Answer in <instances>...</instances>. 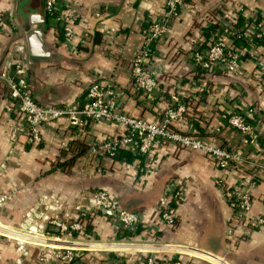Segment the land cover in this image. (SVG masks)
<instances>
[{"label": "crops", "instance_id": "1", "mask_svg": "<svg viewBox=\"0 0 264 264\" xmlns=\"http://www.w3.org/2000/svg\"><path fill=\"white\" fill-rule=\"evenodd\" d=\"M165 2L62 0L74 18L69 47L51 27L45 0H25L26 13L44 24L30 25L27 32L28 17H16L18 0H0V73L14 47L23 46L32 59L31 93L42 107L82 108L96 82L123 90L119 113L153 124L182 103L187 111L173 126L176 133L240 153L248 163L241 170H225L204 153L170 142H159L148 156L126 150L132 162L91 156V146L126 132L107 121L78 128L61 119L43 126L42 142L34 144L0 81V196L10 195L0 205V264H41V250L33 240L47 236L55 218L74 222L79 207L87 216L90 240L66 243L76 251L73 264H145L147 257L181 264H214L218 259L225 264H264V233L236 221V209L217 185L256 180V186L249 187L250 220L264 218V45L254 43L247 28L264 23V0H184L167 35L151 47L150 64L159 87L148 101L130 84L131 63L145 44V32L162 19ZM38 30L47 58L29 53L27 37ZM218 40L246 53L238 74L211 73L195 64L194 54ZM235 115L255 126L257 141L246 144L226 124ZM172 185L183 198L175 205L176 222L169 228L159 213ZM98 191L139 216L138 233H130L136 236L119 239L126 232L94 208L91 195ZM93 242L102 247L75 246Z\"/></svg>", "mask_w": 264, "mask_h": 264}, {"label": "built area", "instance_id": "2", "mask_svg": "<svg viewBox=\"0 0 264 264\" xmlns=\"http://www.w3.org/2000/svg\"><path fill=\"white\" fill-rule=\"evenodd\" d=\"M184 0H166L162 19L145 32V44L136 53L131 63V86L134 91L152 101L159 83L151 68V47L162 40L169 32L171 23L179 17V11ZM45 11L49 18L51 27L62 34L66 46L72 47L74 33L71 24L73 15L64 10L62 0H45ZM14 18V17H13ZM251 40L254 43L264 45V23H255L247 26ZM246 53L243 51L230 50L223 40H218L205 50L197 51L194 54V62L202 70L225 75L238 74L241 71L243 58ZM32 66V59L26 56V48L15 46L9 59L0 73V81L4 84L7 95L15 104L16 110L24 117V132L30 138V142L40 144L42 142L41 129L52 122L66 119L72 127H83L87 122L101 124L111 122L126 130L123 135L117 136L95 144L89 148L91 156L102 154L111 160L116 158L121 150H131L140 156H148L159 142H170L188 151L202 152L209 156L222 169L241 170L248 162L242 154L227 149L208 145L200 140L176 133L172 127L181 123L186 115V107L182 103L169 108L162 116L159 124H153L136 117L125 116L118 111L120 100L124 95L121 88L114 84L96 82L87 91L86 105L51 106L42 107L37 104L31 93L29 85V68ZM226 124L233 130L239 132L248 141H257L255 126L250 124L242 115L230 116ZM217 185L223 188L232 206L236 209V221L248 223L255 229L264 233V218L250 220L253 203L249 192L250 188L256 186V180L245 181L234 186H224L222 181ZM250 187V188H249ZM94 208L98 211H109L110 217L118 226L119 230L127 233H136L141 226L137 214L121 209L111 200L109 195L103 191L94 192L92 195ZM183 198L182 191L172 185L166 192L160 205V221L166 227L172 228L176 222L175 205ZM10 195L0 196V205L5 204ZM78 219L74 222L55 218L49 222V226L56 234H47L42 238L33 240L41 250V264H72L75 260L74 249L68 247H54L49 243H42L41 239L47 241H58L60 243L78 242V234L84 231L80 219L87 221V216L82 208H77ZM250 220V221H249ZM93 242L89 245L101 248V244ZM78 245H85L80 244ZM145 264H181L174 261L158 263L153 257H148Z\"/></svg>", "mask_w": 264, "mask_h": 264}, {"label": "water", "instance_id": "3", "mask_svg": "<svg viewBox=\"0 0 264 264\" xmlns=\"http://www.w3.org/2000/svg\"><path fill=\"white\" fill-rule=\"evenodd\" d=\"M24 2H25V0H18L16 17L18 19H22L24 21H25L26 17H28L26 19V21H28V22H27V24H25V28H24L26 30V32L29 31L30 25H38V24L44 25L39 20L35 21L37 16L32 15V14L28 15L26 13ZM41 35H42V32L40 30H38V31L31 32L29 34V36L27 37L29 53H30V56H32L33 58H47L48 57V53L45 52L43 45L40 41ZM101 212L104 214H107V215L111 214L107 210H101ZM32 230L36 231L35 229H32Z\"/></svg>", "mask_w": 264, "mask_h": 264}, {"label": "trees", "instance_id": "4", "mask_svg": "<svg viewBox=\"0 0 264 264\" xmlns=\"http://www.w3.org/2000/svg\"><path fill=\"white\" fill-rule=\"evenodd\" d=\"M36 102V101H35ZM172 129H173V127H172ZM126 150H121L120 152H118V154H117V156H116V158H114L115 160H123V159H125L127 162H132V158L130 157V155H129V152H125ZM137 155V157L138 156H140V155H138V154H136ZM80 221V223L83 225V227H84V231L81 233V234H78V235H76L75 237H77V239H80V238H82L83 240H90V236H88V228H89V222H87V221H83L82 219H80L79 220ZM46 232H47V234H52V233H56L55 231H53L52 229H51V227L49 226L48 227V229L46 230ZM136 233H138V232H136ZM133 237V236H136V234H130V233H123V234H121V236L119 235V239H125V238H127L128 236L129 237H131V236ZM41 252V251H40ZM148 258V257H147ZM146 258V259H147ZM155 260H156V262H158V263H164V262H166V261H171L172 262V260H164V259H159L158 257H153ZM76 261V258H75V260H74V262ZM73 262V263H74ZM72 263V264H73Z\"/></svg>", "mask_w": 264, "mask_h": 264}, {"label": "bare ground", "instance_id": "5", "mask_svg": "<svg viewBox=\"0 0 264 264\" xmlns=\"http://www.w3.org/2000/svg\"><path fill=\"white\" fill-rule=\"evenodd\" d=\"M54 242L57 243V244H60V242H58V241H54ZM60 245H61L60 247H66L68 244L61 243ZM75 246L90 247V246H94V245H75ZM214 264H225V263L218 259L216 262H214Z\"/></svg>", "mask_w": 264, "mask_h": 264}]
</instances>
